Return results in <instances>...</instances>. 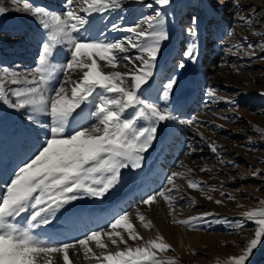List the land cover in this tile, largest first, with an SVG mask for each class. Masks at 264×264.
Wrapping results in <instances>:
<instances>
[{
    "label": "snow or ice",
    "instance_id": "snow-or-ice-1",
    "mask_svg": "<svg viewBox=\"0 0 264 264\" xmlns=\"http://www.w3.org/2000/svg\"><path fill=\"white\" fill-rule=\"evenodd\" d=\"M128 3L140 4L151 14L124 25L123 16L118 17L120 22L104 21L108 13L124 12L125 0H64L62 10H50L32 0H0V17L16 12L38 26V31L13 33L36 45L34 66L23 71L0 67V102L23 113L35 131L32 154L14 170L10 181L0 184V264H74L81 255L89 264H177L179 257L164 255L172 245L159 234L145 239L128 212L113 218L107 229L91 231L73 242L42 239L36 232L52 226L73 202L106 197L121 183L122 169L141 170L148 151L167 140L172 126L199 123L195 116L182 118L183 101L173 99L179 83L175 75L167 78L155 98L150 95L159 57L171 38L168 21L174 17L168 9L173 8L174 0ZM190 6L198 14L188 17L189 26L184 29L188 40L184 59L175 65L178 69L186 67L185 60L196 63L199 59L202 16L211 21L220 9L230 7L233 18L249 27L257 20L255 8L248 15L241 14L246 7L242 0H193ZM259 19L264 20V13ZM109 31L125 35L108 39ZM243 39L250 50L244 56L255 57L257 50L264 53V39L255 44ZM206 94L226 99L217 95L216 87H208ZM228 102L236 103L234 99ZM256 131L264 136V128ZM209 146L212 153H218L215 142ZM189 147L188 155L196 151L191 143ZM180 166L185 171L171 172L164 187L148 194L142 203L151 208L162 199L173 223L192 228L219 214L203 211L177 218L182 209L176 205L185 198L177 179L213 199L205 192V182L189 175L193 169L183 161ZM201 171L212 169L205 166ZM260 174L259 169L251 173L253 177ZM210 190H216L215 186ZM228 198L234 199L231 194ZM214 202L222 204L218 199ZM197 203L188 197L190 207ZM135 219L144 229L154 228L139 208ZM215 222L238 229L253 225L252 238L238 255L227 257V264H250L254 251L264 247V200L244 211L239 220ZM129 241L143 243L133 246Z\"/></svg>",
    "mask_w": 264,
    "mask_h": 264
},
{
    "label": "rangeland",
    "instance_id": "rangeland-1",
    "mask_svg": "<svg viewBox=\"0 0 264 264\" xmlns=\"http://www.w3.org/2000/svg\"><path fill=\"white\" fill-rule=\"evenodd\" d=\"M38 1L44 5L45 2L52 3L54 0ZM125 2L124 12L108 13L105 19H108V22H120L118 17L123 16L122 24L132 25L142 15L151 14L150 9L140 4L128 3V0ZM144 2L150 3L151 0H144ZM192 2L193 0H174L173 8L168 9L174 17L168 21L171 38L164 44L163 55L159 57L150 95L155 98L161 86L167 82V78L175 75L179 83L173 99L190 97L188 102L183 104L188 107L183 108L182 118L195 116L199 118V123L193 126H172L173 131L167 138V143H163L164 146L157 143L155 148L148 151L141 170L122 169L121 183L106 197L99 198V200L91 197L79 199L72 203L70 210L82 208L81 211H88V203L97 201L96 203L100 202L99 204L104 206L106 203L103 202L110 197L119 200L122 197L123 208L114 212V215H106L104 222L107 223L91 225V223L82 222L80 227L85 229V233L101 228L107 229L113 218L123 212H128L131 217L133 216V223L137 225V230L145 239H155L159 234L165 242L172 245V250L164 255L179 257L177 264H227V257L238 255L239 249L243 248L246 241L252 238L253 225L248 223L242 229H238L230 223L215 221L239 220L244 211L258 207L259 200H264V136L256 131L257 127L264 128V95L261 94L264 93V59H260L264 53L257 50L255 57L243 55L244 51L248 50L243 38H247V42L254 44L264 39V36L256 34L264 33V20L259 19L264 13V0H242L246 6L241 10L242 15H248L251 9H256L257 20L251 27L243 21L234 19L230 7L220 9L211 21L202 16L199 59L196 63L185 60L186 67L178 69L175 65L184 59L182 53L188 40L184 32V29L189 26L188 17L198 14L197 10L190 6ZM62 3V0H55L52 4L62 6ZM29 18L26 15L20 18L21 25L28 29L14 30L19 28L12 27L9 30L8 16L0 17V37H3L0 41V67L23 71L27 64L29 69L34 66L36 58L33 59L31 55L33 50L29 48L36 47V45L13 34L35 31L32 26L34 21ZM120 35L123 36L125 33L121 32ZM237 44L242 47H233ZM229 48L232 49L231 53ZM133 54H136L135 50ZM210 86L216 87L217 95L226 99L217 100L209 97L206 90ZM230 99H234L236 103H229ZM7 115L4 116L8 117L7 120H13L12 114ZM16 115L19 118H25L21 112H17ZM221 125L222 127H219ZM200 133L203 134V139ZM16 136L11 135L12 141L14 139L16 144H21L24 138L35 137V134L31 130L29 132L25 130L20 134L21 137ZM4 137L3 131L0 130V140L3 141L0 146L5 143ZM28 140L31 141V139ZM209 142L216 143L218 153L211 152ZM190 143L196 151L188 155ZM160 152L162 154L158 158L157 155ZM4 154L5 148L0 156L3 163L8 165L11 155L8 154L9 158L5 160ZM181 161L193 169V172L189 174L192 178L205 182V192L213 199L208 200L207 196L201 194L199 190L188 188L186 181L177 179L176 182L182 189L181 194L185 197L176 205L177 209H182L177 218L186 219L203 211L219 214L209 217L207 223H199L192 228L173 223V217L169 215L167 205L162 199L158 203L160 211L153 210L142 203L148 192L152 194L164 187L165 178L171 172L185 171V168L180 166ZM221 161L224 162L221 163ZM229 161H234V163H229ZM154 162L156 167L151 166ZM205 166L210 167L212 171H201V168ZM256 169H259L261 174L253 177L251 173ZM146 170H149V173L145 174ZM127 182L132 189L129 196L125 195V198H129L126 204L127 200L123 197L126 192L122 194V191L126 188ZM212 186H215L216 190H210ZM148 189L151 191L147 192ZM229 194L234 199H229ZM188 197H194L198 203L190 207ZM217 199L221 200L222 204L217 205L214 202ZM138 208L152 220L153 229H144L139 225V221L135 219ZM241 232L243 234H240ZM185 235L197 238L199 246L188 245L183 240ZM76 239L78 238H74ZM142 243L143 241H129V244L133 246ZM250 264H264V247H259L254 251Z\"/></svg>",
    "mask_w": 264,
    "mask_h": 264
},
{
    "label": "bare ground",
    "instance_id": "bare-ground-1",
    "mask_svg": "<svg viewBox=\"0 0 264 264\" xmlns=\"http://www.w3.org/2000/svg\"><path fill=\"white\" fill-rule=\"evenodd\" d=\"M54 1H52V3H54ZM32 2L34 4L41 5L40 1H38V0H32ZM62 2L64 3V0H62ZM52 3L45 2L44 5H42V6H46L50 10H62L61 5L52 4ZM6 16H8V20L10 21V23L8 25L10 27L9 30H11L12 27L13 28H19V29H14V30H20L21 28L23 30L28 29L25 26L21 25V23H20V22H22L20 19L22 17L21 14L16 13V12H10ZM104 22L109 23L110 21L108 22V19H105ZM32 26H34L33 28L35 31H38V26L35 24V22ZM97 27H100V25L98 24ZM120 33L121 32L109 31L106 33V36L108 39L119 38V36L121 37ZM29 49L33 50V52H31L32 53L31 55H33V59H35L37 57V47H33V48H29ZM0 60H1V58H0ZM27 65H25L26 66L25 69H29ZM189 98L185 96V97H182L180 99L183 101V104L185 105L188 102ZM184 107L185 106H183V108ZM187 107L188 106H186L185 108H187ZM17 112L18 111L10 109L6 105H4L2 102H0V130L3 131V134L5 135V137H4L5 143H3V145L1 144L2 146H0V150L3 149L4 147H7V150H8L7 152L9 155H11V159H10L11 161L9 160L10 161L9 166H7V165H5V163H3L2 158L0 156V181H1V184L4 181H10L11 175L14 172V170H17L18 166H22V163L27 161L28 157L32 154V151L34 150V137H29V138L26 137V138H24V140L21 141V144L17 143L18 145L16 144V142H14V139L12 141L11 135H13V136L17 135L16 137H18V136H20L22 131L24 132L25 130L27 132H29V130H31V132L33 134H35L33 126L25 118H19L16 115ZM7 114H9V115L12 114L14 116L13 120L12 119L7 120L8 117L5 118ZM172 131H173V129L171 128V131H170V134L168 137L171 136ZM28 139H31V141H29ZM167 141H168V139L164 142V144H166ZM1 142H3V141L0 140V143ZM14 144H15V146H14ZM5 154H4V156L7 158L8 154L7 153H5ZM161 154H162V152H160L157 155V157L159 158V155L161 156ZM155 165H156L155 162L151 164L152 167L153 166L156 167ZM126 184H127V186L125 185L126 188L125 189L123 188L124 190L123 191L121 190V191H122V194L126 192V194H124L123 197H124V199L127 200L125 202L127 204V202H129V198H125V195L129 196L128 194L131 192L132 187H130V184L128 182ZM148 191H151V190L148 189L147 192ZM119 193L121 194V192H119ZM148 193L146 195H148ZM120 199L121 200H119L117 198L110 197L105 202H103V203H106L104 206L99 204L100 202L96 203L97 201H95L94 203H88L89 204V206L87 207L88 211L84 210L83 216H85L87 221H88L87 216L88 215L91 216V214L93 215L92 221H88V223H91V225L92 224L102 225L103 223H107V222H104L106 215H114L113 214L114 212H117L123 208L122 207L123 206L122 197ZM116 201H119L117 206L115 204ZM159 206L160 205L158 203L153 204L151 206V209L160 211L161 209ZM118 207H120V208H118ZM81 210H82V208L78 209V210H75V209L70 210L69 209V211H67V212L62 211L61 213H59L57 215V218L53 222L55 224L54 228L41 227L38 229H39L40 233L43 234V236H45L46 234H50V236L52 238H54V234H55L54 231H59L61 233L60 239L63 240V242H73V241H75L74 238L79 239V238H82V236L84 234H87V233H85V229L83 227H80V225H82V222H80L79 225L73 224V222H72L74 219L73 214L76 213V215H78L77 213H79ZM100 210H102V213L100 212ZM85 211L88 213H86ZM19 219H20L21 223H23V217H21ZM41 238L45 239L43 237H41ZM183 240L186 241L188 245L199 246V241L195 237H190V236L188 237L187 235H185ZM70 257H72L71 252H70ZM74 264H89V262L84 261L82 255H81V258L79 261H76L74 259Z\"/></svg>",
    "mask_w": 264,
    "mask_h": 264
}]
</instances>
